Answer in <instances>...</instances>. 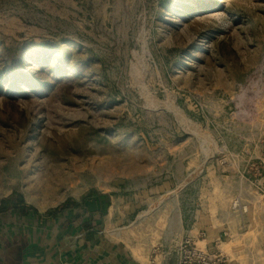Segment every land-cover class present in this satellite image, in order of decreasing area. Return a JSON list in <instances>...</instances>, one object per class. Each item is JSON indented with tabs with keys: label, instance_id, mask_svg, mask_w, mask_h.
<instances>
[{
	"label": "rangeland",
	"instance_id": "1",
	"mask_svg": "<svg viewBox=\"0 0 264 264\" xmlns=\"http://www.w3.org/2000/svg\"><path fill=\"white\" fill-rule=\"evenodd\" d=\"M20 196L39 213L0 231L96 201L136 242L209 198L264 248V0H0V206Z\"/></svg>",
	"mask_w": 264,
	"mask_h": 264
},
{
	"label": "crops",
	"instance_id": "2",
	"mask_svg": "<svg viewBox=\"0 0 264 264\" xmlns=\"http://www.w3.org/2000/svg\"><path fill=\"white\" fill-rule=\"evenodd\" d=\"M204 204L210 211L211 199ZM98 209H101L99 202L81 203L55 215L50 226L0 231V264H175L176 257L168 254L167 249L171 250L174 243L186 238H191L201 249L221 251L233 264H264V248L260 242L244 237L235 219L225 220L217 214L205 213V209L195 218L185 210L180 215L150 216L141 224L152 220L147 230H151L153 237L142 236L136 242L129 238H110L98 231ZM247 222H251L249 218ZM135 224L136 220L129 228ZM156 246L164 249L155 259L161 261L154 263L151 251Z\"/></svg>",
	"mask_w": 264,
	"mask_h": 264
},
{
	"label": "built area",
	"instance_id": "3",
	"mask_svg": "<svg viewBox=\"0 0 264 264\" xmlns=\"http://www.w3.org/2000/svg\"><path fill=\"white\" fill-rule=\"evenodd\" d=\"M234 207H241L238 200L235 201ZM244 211H246V207H244ZM167 252L176 257L175 264H233L226 254L221 251L201 249L191 238L174 243L171 250L169 249Z\"/></svg>",
	"mask_w": 264,
	"mask_h": 264
},
{
	"label": "trees",
	"instance_id": "4",
	"mask_svg": "<svg viewBox=\"0 0 264 264\" xmlns=\"http://www.w3.org/2000/svg\"><path fill=\"white\" fill-rule=\"evenodd\" d=\"M81 205V202L77 200H67L59 207L60 211H64L68 208L72 207H78ZM13 211L15 213H18L19 215L23 217H27L31 215V213L38 214V210L32 206L26 203L23 197L20 196V198H17V200L13 199L12 197L3 200L0 206V215L5 212ZM93 214V212H91ZM87 226V225H86Z\"/></svg>",
	"mask_w": 264,
	"mask_h": 264
}]
</instances>
